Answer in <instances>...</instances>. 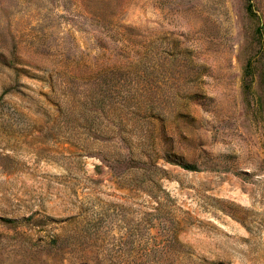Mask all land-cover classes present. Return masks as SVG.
I'll return each mask as SVG.
<instances>
[{
  "label": "rangeland",
  "instance_id": "rangeland-1",
  "mask_svg": "<svg viewBox=\"0 0 264 264\" xmlns=\"http://www.w3.org/2000/svg\"><path fill=\"white\" fill-rule=\"evenodd\" d=\"M0 264H264V0H0Z\"/></svg>",
  "mask_w": 264,
  "mask_h": 264
},
{
  "label": "trees",
  "instance_id": "trees-1",
  "mask_svg": "<svg viewBox=\"0 0 264 264\" xmlns=\"http://www.w3.org/2000/svg\"><path fill=\"white\" fill-rule=\"evenodd\" d=\"M119 69V68H118ZM114 71V70H113ZM118 71V73L121 71V68L119 69V70H117ZM113 73H115V72H113ZM100 97H96L95 98V100H96V102H97V104H101V105H103L106 101H107V99H109L110 98V96H108V94H106L105 92H103V93H100V95H99ZM131 98L132 96L131 95H127V96H125V99L123 100V102H125V100H126V98ZM116 102H120V101H116ZM84 103V105H83V107H84V113H83V119H84V121L85 122H90L91 124H92V122H93V118H90L89 117V114L91 113V112H89V111H87L86 110V107H89V103L87 102V101H85V102H83ZM152 109V108H151ZM153 114L151 115V116H149V118L151 119V118H153ZM183 168L184 169H186V170H189V171H197V169L196 168H194V167H191V166H188V165H183Z\"/></svg>",
  "mask_w": 264,
  "mask_h": 264
}]
</instances>
